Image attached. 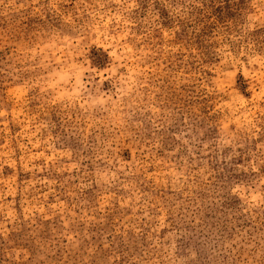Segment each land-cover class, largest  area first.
Masks as SVG:
<instances>
[{"label": "rangeland", "instance_id": "rangeland-1", "mask_svg": "<svg viewBox=\"0 0 264 264\" xmlns=\"http://www.w3.org/2000/svg\"><path fill=\"white\" fill-rule=\"evenodd\" d=\"M0 264H264V0H0Z\"/></svg>", "mask_w": 264, "mask_h": 264}]
</instances>
